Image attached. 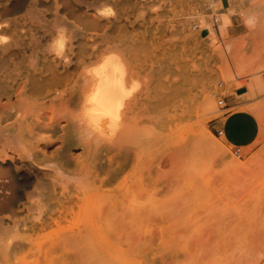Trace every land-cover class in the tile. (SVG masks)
<instances>
[{
    "label": "rangeland",
    "instance_id": "rangeland-1",
    "mask_svg": "<svg viewBox=\"0 0 264 264\" xmlns=\"http://www.w3.org/2000/svg\"><path fill=\"white\" fill-rule=\"evenodd\" d=\"M220 1L98 0L57 16L22 11L17 32L0 29L2 42L37 43L18 61L38 80L21 98L0 91V127L20 131L17 148L69 184L44 186L3 215L0 264H264V139L238 155L218 126L244 109L227 110V98L257 82L240 99L264 115V0H227V24ZM87 14L114 22L139 69L114 140L84 130L75 69L53 62L102 32ZM184 49L196 98L182 109L169 85Z\"/></svg>",
    "mask_w": 264,
    "mask_h": 264
},
{
    "label": "bare ground",
    "instance_id": "bare-ground-1",
    "mask_svg": "<svg viewBox=\"0 0 264 264\" xmlns=\"http://www.w3.org/2000/svg\"><path fill=\"white\" fill-rule=\"evenodd\" d=\"M97 1L0 0V29L14 25V31L17 32L19 26L18 20L22 17L20 14L22 11L25 14H45L49 10L54 9L57 16L64 11L94 7ZM137 2L140 5L148 3L147 0H137ZM154 9L156 10V7ZM226 16H224V24L230 22ZM84 22L102 32L93 36V40L86 41L85 43L84 41H71L69 43L68 54L64 55L63 58L54 57L53 62L64 67L66 66L69 69L70 67L75 69V76L78 78L76 84H81V106L83 108L81 107L80 110H83L82 122L84 121V123L81 124L80 121V124L87 127L84 130H87L89 134L92 132V136L94 137L96 134L98 139H113L118 134L119 128L127 121L129 113L136 102L139 69L131 50L122 46L120 41L111 35L114 22L96 14H87ZM222 26L224 27V25ZM57 29L60 30L59 26ZM64 29L68 30V28ZM62 33L64 35L65 31L62 30ZM71 34L73 37V32ZM63 35L61 36L63 37ZM2 37L5 36L2 35ZM73 38H75V35ZM173 39L175 38L173 37ZM65 40L68 41L67 39ZM57 41L55 44L59 43ZM36 45L37 43L34 44L33 42L26 43L19 36H16L11 42L0 41V91L9 100L13 97L21 98L33 93L38 80L30 72H24L20 64L21 62L18 60L27 57L28 52H33ZM60 47L61 45H59ZM62 47L64 46L62 45ZM58 52L59 49L56 52L57 55ZM191 63L190 54L184 49L180 53L176 68L171 72L173 78L170 81L169 89L180 97L182 109L185 108L186 103L196 98L192 90V78L189 73ZM56 68H58V65ZM260 87L261 85L257 82L252 86L247 95L251 96ZM63 94L64 91L62 92ZM20 138V131L0 127V220L4 219L3 215L5 213H14L24 206L22 203L23 199L28 198L32 200L30 197L38 189L50 185L55 192L57 189L63 191L64 187L62 185L64 183L67 184L59 178L58 174L62 176V173L59 172L58 168L57 173L53 169H49V164L47 165L48 169H41L32 153L30 154L28 150L20 151L17 148ZM20 147H22L21 144ZM22 149L24 148L22 147ZM41 164L43 165V163ZM44 167L46 168V165ZM67 187H69V184H67ZM34 199L36 198H33L32 201ZM38 199L37 201H39ZM31 211L34 212L35 209ZM15 223L17 222L15 221Z\"/></svg>",
    "mask_w": 264,
    "mask_h": 264
},
{
    "label": "crops",
    "instance_id": "crops-1",
    "mask_svg": "<svg viewBox=\"0 0 264 264\" xmlns=\"http://www.w3.org/2000/svg\"><path fill=\"white\" fill-rule=\"evenodd\" d=\"M231 6L227 0H221L218 3L216 14L220 17L226 15V10ZM207 35L210 32L206 31ZM247 91H236L234 95L227 98L226 109L232 108H246L234 113H230L225 121H219L218 126L222 128L223 134L226 135L229 142L237 147L241 151L242 147H248L255 145L264 139V115L258 116L256 112L251 111L248 104L242 97L248 94ZM248 108V109H247Z\"/></svg>",
    "mask_w": 264,
    "mask_h": 264
},
{
    "label": "built area",
    "instance_id": "built-area-1",
    "mask_svg": "<svg viewBox=\"0 0 264 264\" xmlns=\"http://www.w3.org/2000/svg\"><path fill=\"white\" fill-rule=\"evenodd\" d=\"M218 22V21H217ZM223 102L221 101V104H222ZM219 135H223V131H219ZM240 153H241V151L240 150H237L236 151V154H238V155H240Z\"/></svg>",
    "mask_w": 264,
    "mask_h": 264
}]
</instances>
